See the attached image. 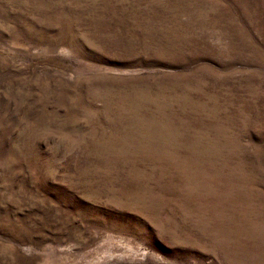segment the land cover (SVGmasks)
Returning <instances> with one entry per match:
<instances>
[{"label": "rangeland", "instance_id": "obj_1", "mask_svg": "<svg viewBox=\"0 0 264 264\" xmlns=\"http://www.w3.org/2000/svg\"><path fill=\"white\" fill-rule=\"evenodd\" d=\"M0 264H264V0H0Z\"/></svg>", "mask_w": 264, "mask_h": 264}]
</instances>
